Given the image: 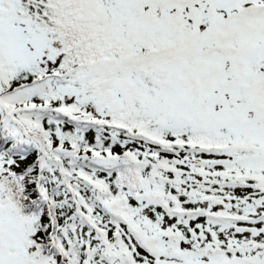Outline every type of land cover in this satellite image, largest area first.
<instances>
[{
    "label": "snow or ice",
    "instance_id": "6c2138e0",
    "mask_svg": "<svg viewBox=\"0 0 264 264\" xmlns=\"http://www.w3.org/2000/svg\"><path fill=\"white\" fill-rule=\"evenodd\" d=\"M0 264H264V0H0Z\"/></svg>",
    "mask_w": 264,
    "mask_h": 264
}]
</instances>
